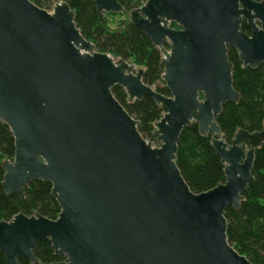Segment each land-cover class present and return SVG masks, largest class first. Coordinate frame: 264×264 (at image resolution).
<instances>
[{"label": "water", "instance_id": "1", "mask_svg": "<svg viewBox=\"0 0 264 264\" xmlns=\"http://www.w3.org/2000/svg\"><path fill=\"white\" fill-rule=\"evenodd\" d=\"M97 12L122 14L117 0H93ZM161 54L164 96L142 82L135 63L100 53L63 1L51 10L31 0H0V121L14 140L1 165L6 195L30 182L51 185L59 214L0 221L5 264H252L227 240L225 211L239 210L253 181L264 128L237 130L229 143L217 123L223 105L237 103L228 48L243 69L264 63V1L146 0L127 13ZM245 21L250 28L241 31ZM175 25V27H172ZM150 97L164 107L153 138L144 139L115 99ZM195 124L223 166L224 182L193 193L177 165V145Z\"/></svg>", "mask_w": 264, "mask_h": 264}, {"label": "trees", "instance_id": "2", "mask_svg": "<svg viewBox=\"0 0 264 264\" xmlns=\"http://www.w3.org/2000/svg\"><path fill=\"white\" fill-rule=\"evenodd\" d=\"M63 1L75 12V24L82 36L90 41L95 50L115 59L133 62L140 67L142 82L153 87L164 96H169L161 80L163 65L161 54L154 48L146 35L130 22L123 30H111L104 13L96 10L93 0H31L41 9ZM125 13L138 8L146 0H117ZM264 1V0H255ZM175 27V25H172ZM241 31L250 34L245 21ZM228 60L232 64L233 88L239 94L237 103H226L218 116L217 123L227 143L241 129L255 133L264 128V63L255 69H243L235 50L228 48ZM115 99L134 119L139 121L138 131L144 139L155 141L152 132L154 123L165 112L153 100L144 96L140 101L127 102V96L118 86L112 88ZM176 165L193 193H201L224 182L223 166L211 146V137L199 135L195 124L185 128L177 145ZM14 140L8 127L0 121V221H10L15 215L32 216L35 213L54 220L59 207L51 195V185L33 181L23 189V195H6L1 187L4 176L2 161H12ZM251 174L253 181L243 193L239 210L228 207L225 211L227 240L239 254L252 264H264V142L255 150ZM34 256L43 264L59 262L64 257L55 256L51 246L45 242L37 244ZM20 264H28L20 260ZM0 264H5L0 252Z\"/></svg>", "mask_w": 264, "mask_h": 264}, {"label": "rangeland", "instance_id": "3", "mask_svg": "<svg viewBox=\"0 0 264 264\" xmlns=\"http://www.w3.org/2000/svg\"><path fill=\"white\" fill-rule=\"evenodd\" d=\"M51 9H48L50 11ZM106 22L108 23V27L111 30L117 31V30H123L124 25L129 22L127 13L122 14H106L105 15ZM133 63V62H132ZM137 68H139L137 66ZM155 140V139H154ZM154 145H158V143L155 141L152 142Z\"/></svg>", "mask_w": 264, "mask_h": 264}, {"label": "flooded vegetation", "instance_id": "4", "mask_svg": "<svg viewBox=\"0 0 264 264\" xmlns=\"http://www.w3.org/2000/svg\"><path fill=\"white\" fill-rule=\"evenodd\" d=\"M65 260V258H63L62 260H60L59 262H62V261H64ZM28 262V261H27ZM29 264V263H28Z\"/></svg>", "mask_w": 264, "mask_h": 264}]
</instances>
